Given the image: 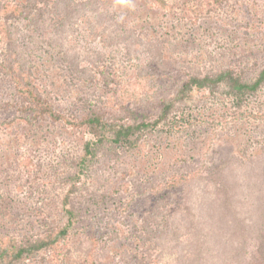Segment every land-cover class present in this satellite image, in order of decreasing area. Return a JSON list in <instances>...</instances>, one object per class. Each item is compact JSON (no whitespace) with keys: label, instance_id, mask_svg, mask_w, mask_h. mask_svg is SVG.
<instances>
[{"label":"rangeland","instance_id":"obj_1","mask_svg":"<svg viewBox=\"0 0 264 264\" xmlns=\"http://www.w3.org/2000/svg\"><path fill=\"white\" fill-rule=\"evenodd\" d=\"M97 1L99 7L118 14L144 39L163 41L167 55L184 59L192 69L215 73L235 66L243 68L245 77L250 78L264 68V0H226L222 8L208 5L212 0H166L172 6L170 11L162 10L153 0ZM195 18H199L196 25L192 23ZM26 33L22 30L19 46L27 60L30 56L32 80L39 81V91L56 108L77 118L90 110L111 111L98 74L95 81L76 80L60 46L31 45L24 39ZM168 44L172 49H167ZM66 46L85 51L89 57L93 52H105L123 84L135 77V66L153 60L148 53L138 59L128 57L121 46L113 51L99 48L84 22L67 36ZM181 79L163 80L174 87ZM8 89L0 81V236L21 241L62 224L58 202L67 188L64 180L76 173L74 162L88 137L83 129L68 130L48 119L28 128L11 122L16 115L1 109L11 98ZM200 94L205 96L189 110L190 124L183 125L179 134L167 129L148 131L139 149L121 151L117 158L111 148L100 150L101 156L92 166L99 183L75 201L80 220L72 237L61 246L57 264H88L81 246L85 232L91 229L101 240L98 264H121L126 258L133 262L142 254L136 239L141 218L154 207L170 206L173 197L183 193V186L174 184L176 179L198 174L205 167L224 172L247 167L251 155L255 163L264 165V87L240 108L224 92ZM30 150L37 151L42 174L54 186L31 179L19 163V156H27ZM18 186H25L28 192L21 193ZM173 246L170 243L165 257L155 250L149 264H171ZM50 255L41 251L23 264H55Z\"/></svg>","mask_w":264,"mask_h":264},{"label":"trees","instance_id":"obj_2","mask_svg":"<svg viewBox=\"0 0 264 264\" xmlns=\"http://www.w3.org/2000/svg\"><path fill=\"white\" fill-rule=\"evenodd\" d=\"M2 1L0 81L7 84L11 98L5 100L1 109L14 113L11 122L17 121L24 128L48 119L68 130L83 129L88 139L83 140L81 153L75 159L76 173L64 180L67 188L58 202L64 217L62 224L34 239L17 241L8 235L0 236V264H23L34 260L41 251H49L54 263H59L61 246L72 237L80 220L75 201L99 183L92 166L98 162L102 148H111L116 156L121 151L139 149L148 131L167 129L179 134L183 125L190 124L189 110L202 100L205 95L200 93L204 91L209 96L224 92L240 108L264 87V68L250 78L245 77L243 68L235 66L215 73L192 69L184 59L167 55L163 41L144 39L136 29L126 26L118 14L99 7L97 0H18L15 4ZM153 1L162 10H172L166 0ZM225 3L226 0H212L208 5L222 8ZM198 19L192 23L196 25ZM81 22L98 40L99 48L113 51L121 46L128 57L138 59L148 53L153 60L135 66V77L123 84L105 52H93L89 57L85 51L67 49V36ZM24 29V39L31 45L54 49L60 46L65 64L76 80L95 81L98 74L111 111L90 110L77 118L56 108L39 91V81L32 80L30 56L27 60L19 46ZM36 45L33 46L39 48ZM167 49H172V45L168 44ZM179 76L182 79L174 87L163 80L169 82ZM36 152L30 150L27 156H19V163L31 179L54 186L42 174ZM249 157L247 167L225 172L205 167L198 174L176 179L174 184L182 185L183 193L174 196L170 206L154 207L141 218L136 239L142 254L133 262L126 258L121 264H149L155 250L165 257L170 243L174 245L170 250L171 264H264V165L255 163V156ZM18 189L23 194L28 192L25 186ZM100 242L94 230L85 232L81 251L88 264H98Z\"/></svg>","mask_w":264,"mask_h":264}]
</instances>
